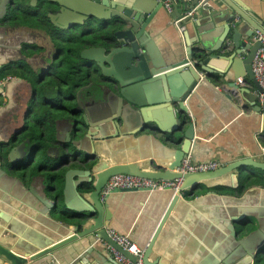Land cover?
Segmentation results:
<instances>
[{"label": "crops", "instance_id": "1", "mask_svg": "<svg viewBox=\"0 0 264 264\" xmlns=\"http://www.w3.org/2000/svg\"><path fill=\"white\" fill-rule=\"evenodd\" d=\"M234 1L239 2L248 11V16L258 20L264 28V0ZM3 2L4 0H0V73L5 72V75L0 78V81L5 83L13 80L14 82L8 92L3 88L0 89V123L4 120L8 121L9 134H13L12 139L16 135L18 145L29 141L30 143L26 146L31 147L32 153L34 150H39L31 169L38 167L42 169V174H46L45 165L48 163V158L51 161V156L61 153L62 146L74 152L80 150L81 155L95 150L97 158H102V161L110 165L138 161V164L150 169L159 165L167 166L173 161L172 155L179 147L168 142L171 135L162 132L155 122H150L144 130L132 124L127 128L128 132H138L126 136L121 129H116V122L108 123L110 119L104 118L108 120L104 121L103 123L106 124L101 127L110 138L103 142L87 138L79 144L73 134L69 116L51 111L52 105L49 99L40 98L39 106L34 107L31 116H28L29 106L31 107L28 101L32 97L30 79L26 77L27 74L19 71L13 73V70L17 66L16 63L21 62L20 66L26 65V70L31 67L38 73L41 72L40 75L46 71L45 67L56 59L52 49V43L55 44L56 40L49 28L57 30V24L55 16L49 19L46 14L41 16H44L48 26L46 23L42 26L33 24L34 19H23L24 14L30 15L37 10L30 7V1L19 3L25 7L21 10L23 14L19 15L16 11H9V6L5 13L4 9H1ZM192 2L193 0H186V5L191 6ZM176 3L178 14L175 11L169 14L163 6L158 8L149 3L154 16L148 24L147 31L153 42L152 50L155 56L164 59L167 64L182 60L185 57L187 40L193 48L203 47L208 55L215 54L219 57L211 61L213 70L208 80L210 86L201 85L198 88L197 95L192 98L188 107V114L184 115L195 127L196 134L193 142L196 143V149L194 154L191 153L193 159L201 162L217 161L224 166L247 158L264 163V117L262 110H258L260 105L256 96L257 87L245 74L241 63L248 55V51H244L242 55L235 58L241 72L239 80H235L233 72L224 76L225 71L230 67L228 58L230 59V56L235 53L234 51L222 53V49H219L226 28L224 22L227 19V6L223 0H213V11L209 14L203 13L195 20L185 23L186 31L182 37L175 22L186 11L187 6L180 0H176ZM10 20L21 22V27L15 28L13 23H8ZM230 39L232 38L229 36ZM245 41L249 42L246 38ZM92 47L98 46L95 43H89L82 50L92 49ZM23 58L26 62H22ZM81 58L72 62L67 60L70 59L69 57H66L65 63L72 62L71 64L76 66L75 72L79 73L78 67L81 70V76H85L87 70L81 66L89 67L91 63ZM57 61L59 66L62 58ZM71 64L69 68L62 67L59 70L64 72L61 77L65 75V80L70 77V87L66 89L67 95L74 97L83 88L79 93L84 103L88 104L85 95L90 90L88 86L93 84L96 77L90 75L91 79H83L80 85L79 81L71 77L74 73ZM107 67H109L108 64ZM232 81H235L236 88L231 87ZM61 93L62 90L59 94ZM116 98L112 97V100ZM42 104H46L44 108L40 107ZM130 106L137 113L141 111L138 105L130 104ZM116 107L113 110H116ZM154 109L157 108H150L153 110L150 117L159 120L161 111ZM39 114H41L40 121L37 120ZM32 118L35 120V130L28 122ZM137 121L138 125L142 123L141 117ZM118 125L122 127L125 122L119 121ZM163 126L165 130L172 128L171 125L163 124ZM37 132H42L41 138L37 139L35 136ZM117 132L122 134L117 136ZM73 141L77 143L75 146ZM69 169L89 170L88 167L79 165H72L66 170ZM79 174L81 173L76 172L70 176L69 183L77 186L81 178ZM232 174L214 181L212 187L204 183L193 193L182 194L176 209L163 227L151 260L158 259L163 264H214L215 261L217 264L223 261L231 264L242 263L240 258H242L241 252L244 251L240 252L237 248L238 241L246 239L260 229L255 216L264 210V172L253 171V174L242 177ZM8 175L0 181V240L5 239L4 244L7 246L19 243L20 248L28 252L31 248L35 250L36 245L43 246L50 241L55 242L56 238L62 236L60 233L62 220L52 215L54 212L51 209L52 203L50 207L45 204L49 200L52 201V196L43 192L40 187H33L31 190L30 182L28 184L20 182L19 177L22 175L19 169H16V174L8 172ZM65 184L66 180L62 174L57 192L61 198L62 209L69 213L71 212L66 206L80 210L81 204L78 202L76 190L70 188L64 193ZM172 198L171 191L153 194L141 191L115 194L110 197L111 201L110 199L108 201L110 220L106 228L129 235L138 247L145 250ZM85 199L88 203L91 202L89 195H86ZM85 205L87 206L86 202ZM240 213L242 216H238ZM233 220L238 222L235 223ZM247 221H250V224L243 225L247 224ZM234 226L237 231L242 228L240 226H245L246 232L236 238L232 233ZM261 226L264 227L263 224ZM73 246H70L73 249L67 256L61 258L62 254L59 256L60 252H58L29 264H116L110 253L101 244L94 242L93 236L84 238ZM12 249L14 250V247ZM18 253L22 254L21 251ZM261 257L264 264V254H261ZM0 264L8 263L1 259Z\"/></svg>", "mask_w": 264, "mask_h": 264}, {"label": "water", "instance_id": "2", "mask_svg": "<svg viewBox=\"0 0 264 264\" xmlns=\"http://www.w3.org/2000/svg\"><path fill=\"white\" fill-rule=\"evenodd\" d=\"M21 1H30V7L37 9L33 11V14H24L23 19L32 20L35 18L40 23L41 14H46L49 19L55 16V23L59 32L71 37H91L95 45L98 46L83 50L84 52L81 54V59L91 63L89 67L86 65L81 66L87 70L86 78L91 79L90 75L96 77L92 82L93 84L88 86L90 90L85 95L88 104L84 103L79 93L83 88L74 97L64 95L63 92L61 94H59L60 92L55 93V91L61 90L59 88L61 84H64L66 89L70 87L66 82L54 76V66L59 67L58 71L63 67V63L58 66L57 60L60 58L53 59L45 67L46 71L42 75H40L41 72L38 73L37 70L31 67L26 70L27 66H20L21 62L16 63L18 67L15 66L13 71L27 74L26 77L30 79L29 83L32 87V89L30 88L32 97L28 101L31 105L27 112L28 116H31L34 107L39 106L40 98H47L51 102L55 98V103L50 107L51 111H55L56 114L65 113L69 116L72 122L73 134L78 139L76 142L79 144L87 138H91L96 142H103L110 138L101 127L106 124L103 123L104 121L110 119L108 123L111 121L116 122V129H121L126 136L138 132H128L127 128L132 124L136 128L140 127V130H144L150 122H155L162 132L171 135L168 142L179 147V149L172 155L173 161L167 166L159 165L147 169L138 164V161L110 165L108 162L102 161V158H97V151L95 150L81 155L80 150L74 152L72 149L62 146L60 148L62 149L61 153L51 156V161L48 158V163L45 165L46 174H42V169L38 167L31 169L39 150H34V153H32L31 147L26 146L27 143H30L29 141L21 142L18 145V138L15 135L12 139L13 134H9L10 125L7 120H4L0 123V181L9 176L8 172L16 174V169H19L22 175V177H19L20 182L23 184L30 182L31 190H33V187H40L43 192L51 195L52 201L44 202L47 207H50L52 203L51 209L54 210L52 215L62 220L60 232L62 236L56 238L55 242L50 241L49 244L43 246L36 245L35 250L27 248L30 252L23 251L24 249L20 248L19 243L7 246L4 244L5 239L0 240V260L3 259L8 264H29L53 256L58 252H60L59 256L62 254V258L72 252L74 243L89 236H93L94 242L96 235L105 241L111 242L106 234V229H108L106 227L109 226L108 222L110 220V212L107 209L110 197L118 193H135L139 191L116 190L106 196L104 198L106 200L101 197V193L110 178L117 175H129L154 180H182L181 187L173 192L172 201L144 253V264H163L158 259L151 260V256L163 227L176 209L177 203L184 192L193 193L196 188L204 183H207L208 187H212L214 181L232 173L242 177L253 174V171L264 172V163L251 158L243 159L208 173L182 174L175 172L188 154H194L196 149V143L193 142L196 134L194 124L184 115L188 114V107L192 98L197 95L198 88L201 85L210 86L208 80L211 78L210 75L213 70L211 61L219 57L215 54L208 55L203 47L193 48L187 40V48L184 51L185 57L182 60L167 64L164 59L155 56L152 50L153 42L150 40L147 31L148 24L154 16L149 3L158 8H162V4L153 0H4L1 9H4L6 13L9 6V11H16L18 15L23 14L21 10L25 7L19 4ZM198 1L193 0V5L189 6L186 5V0H180L181 3L187 6L186 10L194 7ZM223 1L228 8V13L224 22L226 23L224 37L222 43L220 45L218 43V45L219 49H222V53L235 52L230 56V59L228 58L230 67L225 71L224 76L233 72L235 80H239L241 72L235 58L242 55L244 51H248V55L241 63L244 66L245 74L260 90L253 74L252 61L261 46V41L255 39L257 32L264 37L262 23L248 16V11L239 2L234 0ZM174 11L178 14L177 5ZM8 23H13V26L17 29L21 27V22L18 21L10 20ZM49 29L53 32L51 28ZM229 36L232 39L229 40ZM245 38L249 41L248 43ZM22 60V62H26L25 58ZM107 64L109 67H107ZM80 71L79 69L78 72ZM47 76L49 79L53 78L56 86L53 90L46 87L42 91L43 86L47 83ZM33 77H37L41 83L44 82L40 94H38L37 85L32 83ZM12 82L14 81L3 83L0 89L3 88L8 92ZM230 85L232 88H236L235 81H232ZM48 93L51 97L48 96ZM112 97L117 98L112 100ZM130 104L138 105L141 111L139 113L135 112ZM115 107L116 110H113ZM150 108H157L154 110L159 109L161 111L159 120L150 117L153 111ZM259 109L261 111L260 106ZM140 117L142 123L140 122L138 125L137 120ZM119 121H124L125 125L119 127ZM163 124L171 125L172 128L165 130ZM109 126L112 127L111 124ZM122 132H117V136ZM176 135H178V139ZM76 142L73 141L74 146L77 144ZM14 144L17 145L14 146ZM194 161L196 160L194 159ZM72 165L88 167L89 170H66ZM61 171H63L62 174L66 180L64 193L68 192L70 188L76 190L78 202L81 204L80 210L69 208L63 203L71 212L69 213L61 207V198L57 194L60 175H62L59 174ZM76 172L81 173L79 174L81 178L77 186H73L69 183V178ZM208 182L211 183L208 184ZM46 193L44 194L46 195ZM86 195H89L90 203L85 199ZM238 216H242V214L240 213ZM255 219L260 225V229L250 234L246 239L238 241L239 246L237 248L240 252L242 250L245 252V254L241 252V264L263 263L261 251L264 249V227L261 224L264 225V210L258 216H255ZM249 224L250 221H247V224L244 223L243 225L247 226ZM245 226H240L242 228L238 231L234 226L233 236L238 238L245 233L247 228ZM12 247H14V250ZM20 251L22 254L18 253ZM120 251L133 261L136 260L128 253ZM214 264H217V262L215 261ZM221 264L231 263L223 261Z\"/></svg>", "mask_w": 264, "mask_h": 264}, {"label": "built area", "instance_id": "3", "mask_svg": "<svg viewBox=\"0 0 264 264\" xmlns=\"http://www.w3.org/2000/svg\"><path fill=\"white\" fill-rule=\"evenodd\" d=\"M153 1L161 3L163 8L169 14L173 13L174 8L177 5L176 0ZM213 9V0H199L194 7L186 10L175 22L182 37L183 33L186 31V27L184 26L185 23L189 20H195L196 17H199L203 13L209 14L213 11ZM255 39L261 41V46L254 55L252 70L260 88V90L257 89L256 96L263 113L262 116L264 117V37L257 32ZM3 83V81H0V86ZM222 167L225 166L217 161L196 162L194 161L192 155L188 154V156L182 161L181 166L178 167L175 172L182 174L208 173L216 171ZM181 185V179L154 180L129 175H117L110 178L101 193V197L104 199L116 190H136L146 192L148 194L166 191L176 192ZM106 234L111 242L105 241L96 235L95 243L101 244L106 251L110 253L116 264H144L143 259L145 250L138 247L129 235L120 234L111 228L106 229ZM118 248L128 253L136 260L133 261L131 258L123 254Z\"/></svg>", "mask_w": 264, "mask_h": 264}, {"label": "rangeland", "instance_id": "4", "mask_svg": "<svg viewBox=\"0 0 264 264\" xmlns=\"http://www.w3.org/2000/svg\"><path fill=\"white\" fill-rule=\"evenodd\" d=\"M18 1V0H17ZM40 20H41V22L39 23L35 18H34V22H33V24H36V25H38V26H42V24L43 23H46V25H47V22H46V20L44 19V16L42 17H40ZM48 26V25H47ZM51 28V27H50ZM53 30V29H52ZM53 33H54V36H55V38H56V41H55V44H53L52 43V49H53V55H54V57H56V58H62V63H63V67L64 68H69V66H70V64L73 62V60H75V61H77V59L79 58V57H81V54L84 52L83 50H82V48L83 47H85L87 44H89V43H91V44H93V43H95L94 41H93V39L91 38V37H89V38H81V37H71V36H67V35H64V33L63 32H59L58 30H53ZM77 51V52H76ZM69 53H72V54H69ZM79 55V57H78V55ZM73 54H75L74 56H71V55H73ZM58 55H60L59 57H57ZM66 57H69L70 59H67V60H69V61H71L72 60V62L71 63H65L66 61H65V58ZM72 64H71V69L75 72L76 71V66L74 65L73 66V68H72ZM55 68H54V76H56V77H58V78H60V76L64 73V72H59L57 69L59 68V67H56V66H54ZM47 78V83L43 86V84H44V82L43 83H41L40 82V80L37 78V77H33V80H32V83L33 84H35V85H37V87H38V94H40L41 93V86H43V88H42V91L46 88V87H50V89H54V87L56 86V84H55V82H54V80H53V78H50L49 79V77L47 76L46 77ZM65 82H66V84H68V85H70V77H67L66 78V80H65ZM59 88H61V90H62V92H63V94L64 95H67V90H66V86L64 85V84H61V86L59 87ZM60 91H55V93L56 94H58ZM55 94V95H56ZM48 96L49 97H51V95L48 93ZM55 101H56V99L55 98H53V101L50 103V105H52V104H54L55 103ZM46 105V104H45ZM45 105H40V107L41 108H44L45 107ZM36 117V116H35ZM40 118H41V114H39V116L37 117V120L38 121H40ZM29 124H30V126H31V128L33 129V130H35V126H34V123H35V120L32 118V119H29ZM42 132H37V135H35V136H37V139L38 138H41V136H42V134H41Z\"/></svg>", "mask_w": 264, "mask_h": 264}, {"label": "trees", "instance_id": "5", "mask_svg": "<svg viewBox=\"0 0 264 264\" xmlns=\"http://www.w3.org/2000/svg\"><path fill=\"white\" fill-rule=\"evenodd\" d=\"M77 69L79 70L78 67H77ZM13 73H18V72H14L13 71ZM4 75H5V72L0 73V78L3 77ZM71 77L75 81H79V84L81 85L82 80L83 79L86 80L87 74L85 76H83V75L81 76L80 72L79 73L74 72ZM60 79H62L64 81L65 80V75H63L62 77L60 76Z\"/></svg>", "mask_w": 264, "mask_h": 264}, {"label": "flooded vegetation", "instance_id": "6", "mask_svg": "<svg viewBox=\"0 0 264 264\" xmlns=\"http://www.w3.org/2000/svg\"><path fill=\"white\" fill-rule=\"evenodd\" d=\"M261 254H264V249L261 251Z\"/></svg>", "mask_w": 264, "mask_h": 264}]
</instances>
